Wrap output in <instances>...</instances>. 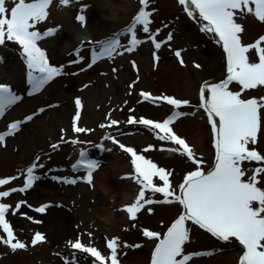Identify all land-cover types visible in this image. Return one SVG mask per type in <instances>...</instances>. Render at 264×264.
Returning <instances> with one entry per match:
<instances>
[{
  "label": "rangeland",
  "instance_id": "rangeland-1",
  "mask_svg": "<svg viewBox=\"0 0 264 264\" xmlns=\"http://www.w3.org/2000/svg\"><path fill=\"white\" fill-rule=\"evenodd\" d=\"M125 3L126 8L121 9L116 0H71L68 6L53 0L47 19L37 24L36 30L43 33L54 29L55 34L37 43L61 75L39 91H33L29 82L22 48L7 40L0 45V85L8 86L19 97L0 115V134L7 133L10 124H19L0 144V179L9 180L0 185V191L10 192L8 197H0V203L9 205L5 219L16 239L25 244L24 249L12 251L3 243L7 234L0 228V264H100L90 253L71 247L77 239L85 247L100 251L105 264H111L107 241L112 239L118 241L119 264H151V253L159 241L145 237L143 231L158 233L162 239L184 209L175 201L162 202L161 193L145 190V199L156 202L146 204L130 219L125 209L135 201L140 185L133 178L132 157L120 145L171 173L169 180L177 193L184 176L196 166L181 154L179 145L158 138L164 133L139 123L129 124L130 117L163 122L174 113L186 114L170 127L185 139L196 159L203 161V171L214 166V135L200 107V90L205 88L207 96V85L227 77L222 43L215 34L202 30L207 22L191 3L150 0L145 8L151 13L149 32L144 33L138 25L135 31L142 42L133 51H126L131 39L128 28L141 4L139 0ZM6 6H13L12 0H7ZM82 6H86L83 25L77 20ZM98 18L106 20L102 26L94 23ZM235 19L243 29L239 34L243 45L264 36V22L254 14L237 12ZM113 37L121 45L117 53L92 63L99 42ZM153 40L161 44L159 49ZM177 51L180 57L175 55ZM248 56L250 62L258 61L255 49ZM229 90L240 91V86L233 82ZM142 93L149 94L148 98ZM163 97L186 100L188 104L175 108ZM252 97H264V86L242 93V98ZM76 99L81 102L79 109ZM74 118L76 126L86 131H73ZM177 121L182 122L183 130L175 129ZM199 140L202 144L197 148L195 142ZM249 148L264 155V109L257 143ZM82 152L99 167L105 166L107 176H101L97 168L88 183L86 169L73 167ZM34 164L38 166L33 175L38 179L33 186L24 192H11L24 186L27 169ZM241 166L252 169L264 163L245 161ZM73 179L76 183L63 182ZM153 183L163 185L159 177H153ZM125 186L129 192L123 196L121 187ZM258 186L264 188V179ZM44 205H48L44 212L34 210ZM186 227L189 240L183 246L184 254L208 253L193 257L187 264H239L243 250L235 238L224 242L191 221H186ZM37 232L44 240L32 245Z\"/></svg>",
  "mask_w": 264,
  "mask_h": 264
},
{
  "label": "snow or ice",
  "instance_id": "snow-or-ice-1",
  "mask_svg": "<svg viewBox=\"0 0 264 264\" xmlns=\"http://www.w3.org/2000/svg\"><path fill=\"white\" fill-rule=\"evenodd\" d=\"M52 2L53 0H30V2L28 0H12L13 6L9 8L6 6L7 0H0V45H4L7 40L15 42L22 48L33 91H39L45 84L61 75L59 68L49 64L45 52L37 43L43 38L55 34L56 30L54 29L43 33L36 30V25L47 19L48 9ZM70 2L71 0H59V4L63 6H68ZM139 2L141 8L128 28L131 39L130 46L125 50L129 52L142 42L136 35L137 26H142V31L148 33L151 23L149 19L151 13L145 11L150 0H139ZM179 3L181 5L191 3L195 6L199 17L207 22L202 30L213 33L219 38L227 57L226 79L207 85V96L205 88L202 87L200 90V107L207 114V121L211 125L214 135V166L208 172L203 171L201 168L203 161L196 159L185 139L170 127L176 119L186 114L174 113L163 122H154L144 118L136 121L130 117L129 124L139 123L164 133V135H158V138L170 140L175 145H179L182 149L181 154L186 155L196 167L195 170L184 176L177 193L169 180L171 173L157 167L144 156L138 155L132 148L120 145L124 151L131 155V162L136 174L133 178L140 185V191L135 201L130 206H126L125 210L129 214V218L134 219L136 213L146 204L156 202L145 199V190L161 193L164 203L175 201L183 206L184 211L167 229L162 239L158 233L143 231L145 237L155 238L159 241L151 253V264H187L195 256L208 255V253L200 252L184 254L183 246L189 240L186 221H191L224 242L235 238L243 250L239 264H264V188L258 186L260 180L264 179V176L261 175L264 174V166L252 169L241 166L245 161L264 163V155L254 148H249L250 144L257 143L258 132L261 128V109H264V97L242 98V93L245 91L264 86V47H261L264 36L259 37L251 45H243L239 35L243 29L235 19L237 12L246 11L254 14L259 21L264 22V0H179ZM250 5H254V8ZM85 8L86 6H82L81 14L77 16V20L82 25L85 21L82 14ZM153 43L156 49L161 47V44L155 40ZM120 47L119 39L115 37L99 42V48L94 54L92 63H95L97 58L111 57L117 53ZM251 49H255L257 52V62L249 60L248 53ZM175 55L180 57L181 53L177 51ZM154 59H158L155 54ZM181 63H183L182 60ZM233 82L240 86V91L229 90V85ZM142 95L145 98L149 96L147 93H142ZM18 99L19 97L14 95L8 86L0 85V115ZM162 99L175 108L188 104L186 100L181 101L171 97ZM75 103L79 109L80 100L76 99ZM116 123V121H112V124ZM18 126V123L10 124L8 132L0 134V144L4 142L5 136L11 135ZM73 131L77 133L86 131L76 126V118L73 120ZM113 142L116 143L115 140ZM80 156L81 160L73 167L86 169L85 179L91 183L93 172L99 167V164L94 160L86 159L83 152L80 153ZM37 166L34 164L29 167L24 186L20 189L13 188L11 192H24L30 189L33 186V181L38 179L36 175H33ZM249 172L251 174H248ZM153 177H159L163 185L156 186L153 183ZM63 182L72 184L76 183V180ZM8 183V179H0V185ZM9 195V191H0V197ZM20 206L18 203L16 208L19 209ZM46 207L48 205L34 210L42 213ZM8 211L9 205L0 203V228L7 234L3 243L7 244L12 251L24 249L25 244L16 239L12 228L5 219V213ZM43 240L44 236L37 232L31 243L36 245ZM71 247L90 253L100 264H105V257L95 247H85L79 239L71 242ZM107 247L111 250V255L108 258L111 264H119L117 239L107 241ZM125 247L129 246L125 245ZM134 247H139V245ZM178 257L182 258L178 259Z\"/></svg>",
  "mask_w": 264,
  "mask_h": 264
},
{
  "label": "bare ground",
  "instance_id": "bare-ground-1",
  "mask_svg": "<svg viewBox=\"0 0 264 264\" xmlns=\"http://www.w3.org/2000/svg\"><path fill=\"white\" fill-rule=\"evenodd\" d=\"M109 1L110 3L112 2V0H107ZM125 0H116V5L121 8V9H125L126 8V5H125ZM103 21H106L105 19L103 18H98V19H94V23H96L98 26H102L103 25ZM100 29V28H99ZM102 31V29H100ZM175 129L176 130H183L184 127H183V124L181 121H177L174 125ZM202 144V140H199V141H196L195 142V147L199 148ZM170 156V155H169ZM98 172L101 176H107V170H106V167L105 166H101V167H98ZM121 191H122V195H126L127 192H129V187L125 186V187H121Z\"/></svg>",
  "mask_w": 264,
  "mask_h": 264
}]
</instances>
